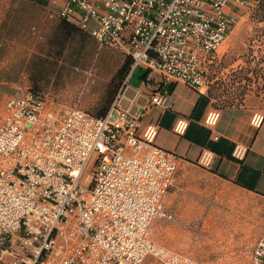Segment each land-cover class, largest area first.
I'll return each mask as SVG.
<instances>
[{"label": "built area", "instance_id": "built-area-1", "mask_svg": "<svg viewBox=\"0 0 264 264\" xmlns=\"http://www.w3.org/2000/svg\"><path fill=\"white\" fill-rule=\"evenodd\" d=\"M48 1L100 46L130 55L132 68L104 117L30 88L7 99L0 118V264H203L151 239L181 159L155 144L157 124L139 133L143 112L123 109L120 98L141 67L206 93L210 67L235 24L233 9L264 0ZM150 103L172 106L162 91ZM217 117L211 110L205 123L212 127ZM262 120L256 114L252 122ZM187 126L178 119L174 131L184 134ZM245 152L238 144L234 157ZM212 162L205 150L200 163ZM246 264H264V235Z\"/></svg>", "mask_w": 264, "mask_h": 264}, {"label": "rangeland", "instance_id": "rangeland-1", "mask_svg": "<svg viewBox=\"0 0 264 264\" xmlns=\"http://www.w3.org/2000/svg\"><path fill=\"white\" fill-rule=\"evenodd\" d=\"M258 5L240 6L231 13L234 27L208 73L206 93L213 97V110L222 109L227 101L241 103L247 94L264 99V23L256 19ZM49 9L30 0H0V118L10 96L33 86L41 58L49 59L41 70L42 92L60 103L90 111L126 57L119 49L100 46L82 35L74 36L61 51L55 43L56 28ZM218 227L216 218L214 223L190 225L162 213L153 223L150 237L203 264H246L254 245L223 239L217 236ZM255 229L252 235L257 234L258 240L264 230L260 225Z\"/></svg>", "mask_w": 264, "mask_h": 264}, {"label": "crops", "instance_id": "crops-1", "mask_svg": "<svg viewBox=\"0 0 264 264\" xmlns=\"http://www.w3.org/2000/svg\"><path fill=\"white\" fill-rule=\"evenodd\" d=\"M49 4L48 1L46 7L50 8L52 27L57 29L59 10L57 7L51 9ZM85 32L91 37L89 31ZM158 91L168 93L171 108L163 109L150 103L151 95ZM200 94L185 83L164 82L160 74L141 67L122 91L120 106L132 113L143 112L139 133L148 124H157L155 144L175 152L181 159L174 184L163 201L161 214L170 220L180 218V222L190 225L214 223L216 218L219 226L217 236L239 239L244 241L243 244L255 246L258 235L252 233L258 225L264 230V99L247 94L243 102L217 109V121L211 127L205 119L214 109L212 104L205 108L198 122L193 121ZM256 114L263 117L258 126L252 122ZM181 118L187 120V127L199 124L211 129L210 140H222L218 148L223 154H215L193 142L185 133H176L174 126ZM228 144L234 147L232 156L238 144L243 146L246 149L244 157L237 160L226 157L224 153ZM205 150L213 153L210 167L200 163ZM236 179L253 185L255 189L237 183Z\"/></svg>", "mask_w": 264, "mask_h": 264}, {"label": "trees", "instance_id": "trees-1", "mask_svg": "<svg viewBox=\"0 0 264 264\" xmlns=\"http://www.w3.org/2000/svg\"><path fill=\"white\" fill-rule=\"evenodd\" d=\"M30 1L40 4L42 6H46L48 4L47 0H30ZM256 19L258 20V22L264 23V1H262L257 7ZM76 35H82L85 37L89 36V34L85 32V30H82L81 28H79L75 23L65 18L60 17L59 22L57 24V29H56V37H55L56 46L60 45L61 46L60 50L64 51L65 48L70 43V41L72 40V38ZM45 61L49 62V59H46V57H44L43 59L41 58L38 63H36V66L40 70V73L35 75V77L33 78L34 80L33 86L30 88L34 93L38 95H45L42 92V89L44 87V84H43L44 74H42L41 72V70L44 68L43 64ZM132 62H133L132 57L130 55H126L122 64L118 67V69L116 70L112 78L110 79L106 87L105 93L103 94L102 99L98 102V104L93 109L90 110V112L93 115L98 116V117H104L108 113L111 105L113 104L114 100L116 99L117 95L122 90L125 84L126 78L128 77L131 71V68H132ZM241 71H244V68H242ZM256 74L259 75L257 71H256ZM212 100H213L212 95L203 94V93L200 94V98L193 112V116H192L193 121L198 122L200 120L205 108L209 104H212ZM235 104L236 103L234 101H227L223 105V108L232 106ZM190 126L187 127V130L184 134L185 136L189 137V139L192 140L193 142H196L197 144H200L210 149L215 154H223L218 148L219 143L222 140H219L218 142H213L210 140L211 129H208L204 127L203 125H199V124H196V125L190 124ZM230 149L231 151L228 152ZM233 149L234 147H232L231 144H228L227 151L224 153V155L226 157H229L232 160H237V158L232 156ZM236 182L249 189H252V190L255 189L253 185L244 183L243 181L239 179H236Z\"/></svg>", "mask_w": 264, "mask_h": 264}]
</instances>
